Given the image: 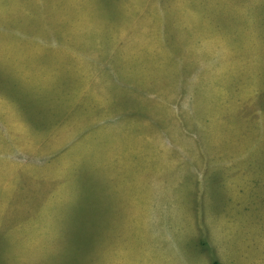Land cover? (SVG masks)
Listing matches in <instances>:
<instances>
[{
    "label": "rangeland",
    "instance_id": "rangeland-1",
    "mask_svg": "<svg viewBox=\"0 0 264 264\" xmlns=\"http://www.w3.org/2000/svg\"><path fill=\"white\" fill-rule=\"evenodd\" d=\"M263 94L264 0H0V264H264Z\"/></svg>",
    "mask_w": 264,
    "mask_h": 264
},
{
    "label": "crops",
    "instance_id": "crops-1",
    "mask_svg": "<svg viewBox=\"0 0 264 264\" xmlns=\"http://www.w3.org/2000/svg\"><path fill=\"white\" fill-rule=\"evenodd\" d=\"M252 102H254V103L259 102L261 105V118H262V124H263V128L261 127V132H262V135H264V94L260 97L259 100H252ZM248 180H249V182H251L253 179H252V177H248ZM261 185L264 187V177L261 179ZM170 225L175 226L176 224H170ZM213 227H214V231H217V230L219 231L221 229L220 226H217V225H213ZM165 229H166V225L164 226V228L162 230L165 232ZM181 229L187 230L189 235H191V233L197 231V227H195L194 225L184 226ZM249 229H252V226L245 224V231L249 230ZM262 231L264 232V227H262ZM249 232L251 233L252 230L251 231L249 230ZM218 237H221V235L218 234ZM230 237H231V235H228L229 249L222 247L223 251H221V252H228V256H225L224 253H221L219 256L216 255L213 250L216 249L217 247H216V245L211 244L210 246L207 245L205 247V249L210 250L211 253L209 252L210 255L206 256V259L204 260V262L207 263L206 261L209 260L211 262V264L213 261H219L222 264H232L233 262H234V264H250L251 261H247V259H245V257L248 256V252H247V249L245 247L247 245L252 244V242L251 241H249V242L245 241V244L235 242V244H234V240L230 241ZM190 240H191V238H187L184 246H183V243L180 241L171 250V255H169L167 257H165V254H168L169 251L164 247L160 248V251L162 252L163 256L161 258L155 259L154 264L156 261L159 263H163V262L167 261V263L170 262V264H201V255L197 251L196 246H190L189 245ZM260 240L262 242L260 241L259 244H261V247L264 248L263 247L264 241L262 238ZM224 244L222 243L221 245H224ZM236 248H238V250ZM127 253L129 255L128 258L134 264H139L137 258L135 256H133V254H131V251L125 252V254H127ZM117 254L119 257L120 254L118 251H117ZM136 254H137V256L142 258L141 248L137 250ZM241 256H243V257L241 258ZM169 259H170V261H169ZM115 262H117L118 264H124V261L122 260V258L115 259ZM261 262L264 263V255L261 259ZM142 263H144V262L142 261Z\"/></svg>",
    "mask_w": 264,
    "mask_h": 264
},
{
    "label": "trees",
    "instance_id": "trees-1",
    "mask_svg": "<svg viewBox=\"0 0 264 264\" xmlns=\"http://www.w3.org/2000/svg\"><path fill=\"white\" fill-rule=\"evenodd\" d=\"M212 264H222L219 261H213Z\"/></svg>",
    "mask_w": 264,
    "mask_h": 264
}]
</instances>
